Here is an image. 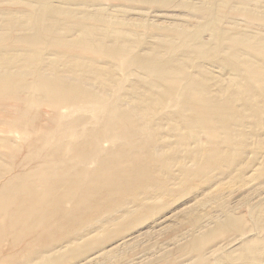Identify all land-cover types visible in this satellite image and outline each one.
<instances>
[{
	"label": "bare ground",
	"instance_id": "6f19581e",
	"mask_svg": "<svg viewBox=\"0 0 264 264\" xmlns=\"http://www.w3.org/2000/svg\"><path fill=\"white\" fill-rule=\"evenodd\" d=\"M96 2L0 0V264L113 262L103 240L166 210L145 240L175 231L171 206L206 170L216 231L246 229L237 210L264 191V0H178L180 18ZM192 228L200 256L210 237ZM135 245L118 264L171 254Z\"/></svg>",
	"mask_w": 264,
	"mask_h": 264
},
{
	"label": "rangeland",
	"instance_id": "374dc122",
	"mask_svg": "<svg viewBox=\"0 0 264 264\" xmlns=\"http://www.w3.org/2000/svg\"><path fill=\"white\" fill-rule=\"evenodd\" d=\"M94 1L96 2V0ZM158 1L165 3L160 4L155 0H98V3L103 6L106 5L108 8H113L114 5L118 4L124 9L128 16L136 15L138 10L149 9V11H151L150 15L154 14L155 11H168V14H174L175 16L179 15L178 18H180L183 13L178 12L187 11L184 7L175 6L179 5L175 3L178 0ZM173 1L174 3H172ZM214 11H218L217 7L214 8ZM150 15V21L155 20L154 17ZM202 38L206 39L207 34L203 33ZM102 144L106 147L107 143L103 142ZM208 171L211 173V178L209 179L205 175ZM215 176L216 172L206 170L202 176L194 181V190L191 196H197V199L188 200L191 196H179L175 199L174 203L176 204L172 205L170 208L177 207V212L172 216L173 219L171 221L173 224L172 228H175V231H167L159 235L148 233L146 234L147 240H145L144 233L146 229H149L148 226L150 223L152 224L153 221L158 222L169 219V216L167 217V215L170 214L168 210L160 211L156 216L154 215L150 217V219L148 218L141 226L134 227L130 230L131 234L128 235V240L135 237L139 240V246L135 245V247L139 249L134 255L135 258L140 259L141 257H145V254L147 256H153L162 249H169L171 254L167 255V258L157 261V264H167L168 261L171 260H173V264H264V217H260V213L249 215L250 208L252 207L251 205L255 203L257 199L264 198V191L259 195L260 197H256V199L253 197L251 203H246L237 210V212L243 214V216H245L244 218H246V229L243 230L241 227H238L240 225H230L226 230L216 231L213 221L215 217H222L221 213L217 210L216 203L203 201L198 203L202 197L207 195V192H205L204 195H200L202 188L213 185L212 182ZM248 189L249 187L246 186L230 193L226 192L225 203H234L240 196L247 193ZM207 199L208 198H206V200ZM255 209L256 212H259V209ZM184 211L187 212L183 213ZM183 214H186V216ZM159 216H162V220ZM193 223L198 225L199 232L210 237L209 240H205L202 244L200 256H195L190 252H186L188 251V236L196 233L192 228ZM180 224H184L181 230L178 229ZM175 236H177L178 241L169 240ZM118 239L119 238L112 240L117 242L111 245L114 247L113 249L109 246V241L103 240L102 243L107 249H111L112 253L121 252V255L116 260L113 262H106L102 258H95L89 262H81V264H118L125 262L132 254V250L126 246L120 248L128 240L126 239L123 241ZM158 243L167 244L168 247L159 246ZM222 244L223 247H220ZM245 245H248V247ZM192 247L197 248L198 244L193 242ZM77 259L78 258H69L66 260L65 264H74Z\"/></svg>",
	"mask_w": 264,
	"mask_h": 264
}]
</instances>
